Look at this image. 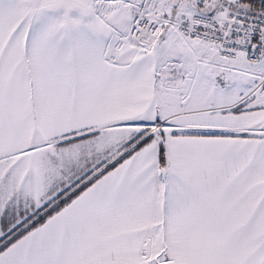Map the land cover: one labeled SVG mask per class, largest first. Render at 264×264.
Here are the masks:
<instances>
[{
    "label": "snow or ice",
    "instance_id": "obj_1",
    "mask_svg": "<svg viewBox=\"0 0 264 264\" xmlns=\"http://www.w3.org/2000/svg\"><path fill=\"white\" fill-rule=\"evenodd\" d=\"M0 264H264V0H0Z\"/></svg>",
    "mask_w": 264,
    "mask_h": 264
}]
</instances>
